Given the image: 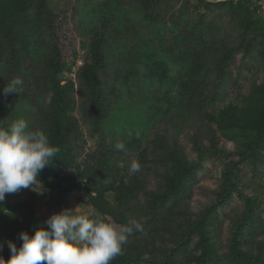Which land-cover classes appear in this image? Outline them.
<instances>
[{"label": "rangeland", "instance_id": "rangeland-1", "mask_svg": "<svg viewBox=\"0 0 264 264\" xmlns=\"http://www.w3.org/2000/svg\"><path fill=\"white\" fill-rule=\"evenodd\" d=\"M224 1L160 0L150 8V13H157L162 18L161 24L154 27L142 23L143 13L140 11L139 0H49L54 10L52 27L45 28L46 32L39 31L34 35L33 42L37 47L34 53H30L31 62L22 48L12 54L4 51L0 53V102L4 105L0 108L1 113L5 111L9 113L11 105L8 100L15 98V93L5 94L3 89L9 81L17 77L23 81L22 85L18 86L21 99L25 100L26 96L28 99L29 93V98L33 101L30 102L28 99L29 102L25 106H21L20 102L16 106V113H11L13 118L9 114H0V117L4 115V118L9 117L14 119L13 121L23 118L31 129H38L40 122L38 109L41 105L45 107L44 104H48L50 96V85L45 83L41 70L47 57V45L51 40L56 41L60 55L68 66L62 74V80L74 81L70 94L76 104L74 114L81 124L82 132L76 149V160L79 162H83L86 154L89 155L96 150L98 144H101L109 151L115 167L122 169L124 164L131 163L134 159L138 160L137 149L141 144L145 145L158 137L167 138L171 142L176 140L187 159L198 162L199 167L196 179L191 184V192L173 208L168 202V209L165 212L169 213L164 219L161 217L158 223L148 222L149 207L145 206L149 198L152 199L150 192L159 189L162 183L161 169L155 171L146 169L155 168L151 162L146 161L145 167L138 172L140 184L144 189L133 193L134 196L132 195L133 197L126 202L120 204L114 191L105 192L106 201L113 207V215L118 217L124 215L128 226H131L133 221L143 225V232L133 228L129 242L135 246L134 251H138L139 248L145 251L144 247H150V243H153L151 255L148 256L145 251L143 256L153 259L155 264L194 263L198 253L194 247L198 239L196 234H192L183 247L184 250L172 255L169 261L160 263L157 261L172 243L168 240V232L162 231L161 235L160 232H153V228L166 223L165 219L172 226L178 221L184 222L187 226L190 221L198 219L199 213L206 206L216 202L220 191L221 170L230 158H236L239 144L228 131L218 129L212 116L219 114L227 105L239 107L244 105V99L248 103L254 102L255 91L264 85V48L260 42L261 38L259 35L254 36L252 30L246 33L242 30V26L248 22L261 17L264 20V0H231L232 3L227 2L228 5ZM184 2L189 3L187 13L182 12ZM204 2H210L212 5L206 9ZM219 2L223 3V6L217 7L214 4ZM116 4L130 13L128 24L138 27V30L126 32V36H131L128 42L134 41L136 47H139L138 43L142 44V50L139 49L142 61L155 66L158 70L153 73L159 75V78L152 77L149 67L133 61L128 48L123 53L113 48L118 45L117 43H113L111 47L107 43L104 52L106 51L110 57L106 56L99 74L104 96L113 97L107 103L109 112L101 124V130L93 134L88 121L84 122L87 118L91 119V113L87 114L89 109L84 103L87 94L85 95L80 88L77 71L89 60L91 37L101 24L99 13L103 8ZM196 5L198 7L194 8ZM180 10L181 13L178 14ZM171 15L177 20L172 24L169 21ZM110 19L107 24L111 25L109 30H113L116 22ZM199 22L202 24L201 27L198 26ZM203 26L213 29L217 27L218 31L209 33L207 31L209 29H204ZM189 31L192 36L197 35L196 40L200 34L208 41L216 39L212 35L222 34L223 38L225 37L224 46L233 50L223 71L220 72L216 68L218 62L216 55L214 63H208L204 57L200 61V56L193 54L190 46L192 47L191 41L195 37H190L186 33ZM145 48L152 50V54ZM220 48L224 49L222 45ZM221 73L225 75V79L220 76ZM115 91L120 94H115ZM117 96L120 97L119 102L115 99ZM15 100L16 98L14 102ZM194 140L197 144L193 143ZM118 143H123L126 150H118L116 148ZM130 174L132 173L127 175ZM86 181L87 179H84V182ZM40 183L43 186L42 192L38 193L29 188L21 189L13 196L9 194L7 200L14 206L10 210L14 215L21 218L26 208L22 205L24 200L34 206L35 216L43 222L50 214L62 209H70L74 214H85L90 217L98 213V210L89 205L87 198L77 190L67 193L62 201L64 204L61 206L56 204L57 208L53 211L52 203L59 199L60 195L54 193L55 191L50 192L42 181ZM238 187L243 194L254 196L264 211V159L257 166L248 163L241 165ZM36 190H41L40 185L36 186ZM242 209L243 200L239 192H233L224 204H217L211 238L220 252L228 247L232 220ZM106 217L112 221L109 215ZM135 232L137 233L134 234ZM0 245H4L2 240Z\"/></svg>", "mask_w": 264, "mask_h": 264}, {"label": "trees", "instance_id": "trees-1", "mask_svg": "<svg viewBox=\"0 0 264 264\" xmlns=\"http://www.w3.org/2000/svg\"><path fill=\"white\" fill-rule=\"evenodd\" d=\"M160 0H139L141 4L140 11L143 13L142 23L151 26L161 24V17L155 13H150L152 4L159 3ZM231 2L225 0L224 3ZM232 3V2H231ZM238 3V1L236 2ZM206 9L212 4L204 2ZM217 7L223 6V3H214ZM184 2L182 12H189L188 6ZM228 5V4H227ZM198 5L194 6L197 8ZM181 13V10L178 14ZM129 12L121 5H113L105 7L99 13L101 24L96 29L91 37L89 46V60L84 62L77 71V77L81 90L87 94L84 103L88 106V111L91 113V119L86 116L85 123H89V129L94 134L101 130V124L104 122L108 104L112 95L103 94V86L101 84V68L106 56L110 55L104 52L105 45L111 47L113 43L118 45L113 47L124 53L128 48V52L133 61L144 64L150 68V73L153 78H159L153 71L158 70L155 66L149 65L142 61V44L136 47L134 41L128 42L131 36H126L129 31L138 30V27H132L128 24ZM170 24L177 21L176 17H172ZM54 18V10L50 6L49 0H0V53L6 52L9 54L19 52V48L28 55V61L31 62V54L35 52L37 45L33 42L34 35L40 32H46L45 28L52 27ZM112 18V19H110ZM108 19L116 22L114 29L109 30L111 26ZM201 21V19H200ZM109 25V26H108ZM148 25V26H149ZM201 22L198 26L201 27ZM150 27V26H149ZM204 29H209V33H215L218 28L213 29L208 26H203ZM243 32L253 31L254 36H260V42L264 48V20L260 18L248 22L243 25ZM152 29V28H151ZM197 29V25H196ZM195 29V31H197ZM201 28L200 32H202ZM142 31V30H140ZM113 32V33H112ZM190 37H195L190 46L195 56L204 57L208 63H214L215 55L218 57L217 70H224L226 62L230 59L233 48L224 46L225 37L212 35L216 39L205 40L202 34L197 38L195 34L192 36L191 31L186 32ZM111 34V35H110ZM224 39V40H223ZM150 49L151 45L148 44ZM224 49H221L220 46ZM21 46V47H20ZM145 48L152 54V50ZM138 51V56H137ZM218 52V53H214ZM47 57L44 60L42 67V76L47 85H50V96L48 104L45 107L40 106L38 112L40 114V122L38 129H42L49 137L50 143L59 148V152L52 159L51 163L46 166L38 175L39 181H42L46 187L54 193H58L60 198L52 203V210L55 211L57 205L64 204L62 201L64 196H67L72 190H77L81 195L87 198L89 205L98 210V214L104 216L109 215L112 221L117 225H128V221L124 215H113V207L105 199V192L114 191L116 200L126 202L133 197L135 192L143 190L144 187L139 178V174H129L130 163L124 164L122 169H117L112 163L109 151L106 147L98 144V147L90 154H86L85 160L79 162L76 160L77 142L82 136L81 124L75 116L76 104L70 91L73 89L74 81L68 79L63 82L62 74L68 68L67 63L62 59L56 41H52L46 48ZM122 53V56H123ZM196 60V59H195ZM166 75V73H163ZM222 78H226L221 73ZM148 80V79H146ZM15 93V102H10L9 113H1L4 115L15 114L17 105L25 106L29 100L33 102L28 93L25 100L21 99L20 90ZM117 93L116 91L114 92ZM48 96V95H47ZM254 102L248 103L244 99L245 104L235 106L233 104L225 106L219 114L212 116V120L221 131H228L234 141H237L239 148L237 149L236 158H230L221 170L220 191L215 203L206 206L198 215V219L190 221V224L185 226L184 222L178 221L174 226L167 222L160 227L153 228V232L162 231L168 232V240L172 243L171 246L165 249L162 258L157 262H167L172 255L179 250H184L183 247L191 238L192 234L197 235L198 239L194 245L198 251L194 258L193 264H264V211L260 208V203L254 196L243 194L239 191L238 180L241 165L248 163L257 166L264 159V85L259 87L254 93ZM118 102L120 97L115 98ZM148 103V101H145ZM123 103H121L122 105ZM4 105L0 102V108ZM26 108V107H25ZM13 111H15L13 113ZM0 117V127L7 128L10 122L14 119ZM120 116V115H119ZM197 144V141H193ZM137 149L138 161L141 169L145 167V162H151L155 168L146 169H161V187L150 192L152 197L149 198L147 209V217L149 223H158L169 212L168 202L172 206H176L177 202L182 200L191 192V184L196 179L198 162H191L184 154L181 145L173 140L172 142L164 137L154 138L148 141L145 145ZM215 148V147H214ZM141 171V170H140ZM84 179H87L84 182ZM233 192H239L243 200V209L241 213L232 220V231L230 242L225 251L220 252L215 247V242L211 238L213 232V224L215 223V214L217 204H224L229 200ZM19 193V191L17 192ZM15 193V194H17ZM53 193V192H52ZM134 193V194H133ZM12 196L14 194H11ZM133 195V196H132ZM9 194H6L3 202H0V240L4 245L0 247V255L5 260L9 258L10 251L7 245L8 240L14 241L17 246L21 241L18 238L21 230L32 232V228L43 224V221L38 220L35 216L34 206L24 200L23 206H26L21 218L17 217L10 210L14 206L7 200ZM124 199V200H123ZM25 203V204H24ZM155 223V224H157ZM187 222H185L186 224ZM31 226V227H30ZM46 227V224H44ZM181 231V232H179ZM135 232L134 234H136ZM130 235V234H129ZM127 236L126 242L122 245L123 254L113 259L110 264H137L146 262L155 264L154 260L148 258L151 255L153 243L150 247L145 246L144 249L148 256H143L145 251L139 248L134 251L135 246L129 242L130 236ZM214 238V237H213ZM143 241V240H142ZM4 246V247H3ZM186 264H191L190 262Z\"/></svg>", "mask_w": 264, "mask_h": 264}, {"label": "clouds", "instance_id": "clouds-1", "mask_svg": "<svg viewBox=\"0 0 264 264\" xmlns=\"http://www.w3.org/2000/svg\"><path fill=\"white\" fill-rule=\"evenodd\" d=\"M22 83L17 77L9 81L3 91L5 94L18 93ZM116 148L126 150L123 143H118ZM58 152L59 148L50 143L42 129H31L23 118L13 121L7 128L0 127V202L6 194H15L21 189L42 192L38 175ZM140 170L139 161L132 160L129 172L135 174ZM37 185L40 191L36 190ZM133 228L144 231L137 221L131 226L117 225L103 214L90 217L62 209L32 228L31 234L21 230L19 246L8 240L10 255L7 260L0 255V264H110L123 254L122 245Z\"/></svg>", "mask_w": 264, "mask_h": 264}]
</instances>
